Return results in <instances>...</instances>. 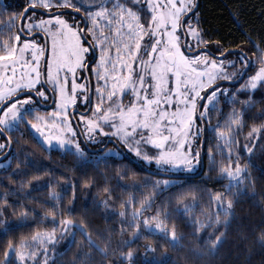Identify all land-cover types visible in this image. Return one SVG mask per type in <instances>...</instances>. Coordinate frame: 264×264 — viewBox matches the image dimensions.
<instances>
[{
	"label": "snow or ice",
	"instance_id": "obj_1",
	"mask_svg": "<svg viewBox=\"0 0 264 264\" xmlns=\"http://www.w3.org/2000/svg\"><path fill=\"white\" fill-rule=\"evenodd\" d=\"M195 7V0H29V8L24 13H13L9 17L8 38L0 42V133L18 130L17 125L26 123L39 134L40 139L34 137L37 144L50 147L56 141L60 148L74 146L73 154L83 156L84 149L76 139L79 133L70 119L75 113L70 114L68 108L75 106L81 97L83 104L89 106L95 95L97 99L91 115L82 113L79 117L88 141L94 140V134L112 135L137 157L148 163L155 162L164 172L170 173L180 167L192 170L200 163L201 156L200 149L193 146L194 138H199L202 131L199 127L195 133L191 131L195 120L210 116L221 93L231 95L233 105L238 97L249 93L240 103L252 107L255 91L264 88V41L249 40L255 48L256 59L253 61L241 53L239 69L235 61H226L223 54L211 58L200 48L206 43L200 30L187 19ZM29 11L31 16L27 15ZM81 12L83 16H79ZM17 17L19 25L15 23ZM229 67L234 70L229 72ZM252 68L254 72L236 92L218 83L243 79ZM34 96L45 101L53 99L56 108L46 116L40 115ZM243 111V108L234 107L223 128L214 126L217 140L224 141L223 146L217 143L222 157L224 147L228 148V155L224 157L228 162L222 160L219 167L220 178L227 179L228 183L223 192L210 194V200L216 205L215 213L207 215L204 222L198 218L194 221L197 231L206 227L214 230L207 238L209 254H214L224 242L234 214V200L228 193L238 196L244 180V167L238 160L233 161L231 155L232 145L237 143L232 125L242 126ZM261 129L264 125L253 126L249 136ZM11 140L9 136L7 141L0 142V150L8 147ZM209 157L215 163L211 148ZM172 183L157 180L155 185ZM49 186L52 189L50 197L59 205L61 193ZM104 192L109 194L103 201L107 205L111 189L105 188ZM187 195L192 196V201L183 203V212L192 213L196 208L195 193L181 194L178 201L183 202ZM3 203L6 205L7 199ZM139 203L137 208L135 198L130 195L120 205L124 209L119 213L121 217L128 215L129 204L133 207L129 225L132 236L140 234L143 224L147 230L168 233L175 246L178 237L175 225L170 230L167 227V209H157L155 215L147 217L144 212L151 208V198L145 197ZM56 205L46 213V217H52L51 230L35 232L30 242L26 239L19 244L9 242L5 257L15 251L27 264L28 257L35 262L42 251L43 264H48V245L55 243L58 227L62 232L78 227L89 249L107 255V243L101 248L92 234L85 232L86 225L74 224L72 208L67 210V216L61 211L63 218L57 224ZM29 215L26 208L20 214L21 218ZM2 223L7 231V222ZM258 239L264 242V233ZM31 246H35V250L26 251ZM85 255L90 256V253ZM126 255L131 259L133 251L130 249Z\"/></svg>",
	"mask_w": 264,
	"mask_h": 264
},
{
	"label": "trees",
	"instance_id": "obj_2",
	"mask_svg": "<svg viewBox=\"0 0 264 264\" xmlns=\"http://www.w3.org/2000/svg\"><path fill=\"white\" fill-rule=\"evenodd\" d=\"M195 5L187 19L200 30L206 42L200 45L201 49L212 55L235 58L236 69L242 65L241 53L255 61V48L249 40L264 41V0H195ZM27 6L24 0L15 4L0 0V42L8 38L9 17L13 13H24ZM15 23L19 25V17ZM254 70L249 69L243 79L230 81V91L236 92ZM248 94L238 97L234 105L230 102L231 95L222 94L211 108L210 116L198 119L202 129L197 140L203 163L200 173L201 161L192 174L157 173L127 155L89 159L74 155L72 150L46 144L41 146L34 140L36 136L26 123L20 124L18 130L5 131V140L9 136L12 140L9 149L4 148L2 157L9 158V164L0 169V262L24 264L15 251L5 257L8 243L19 244L22 239L30 242L35 232L51 230L52 217H46V213L56 205L50 197L52 189L49 185H52L62 197L61 203L55 207L57 224L63 218L61 211L67 216V210L72 208L74 224L86 225L85 232H90L101 248L105 243L108 247L107 255L89 249L85 236L78 227H73L69 237L56 234L55 243L48 245V264H81L82 261L87 264H264V242L258 239L264 233V129L249 136L253 126L264 125V88L255 91L252 107L240 103ZM234 107L244 110L242 126L232 125L237 143L232 145L231 153L232 160H238L245 169L244 180L238 196L228 193V197L234 200V214L224 242L214 254H209L207 238L214 230L206 227L197 231L198 225L194 221L198 218L204 222L207 215L215 213L216 205L210 200V194L223 192L228 183L219 175L221 161L228 162L224 159L228 148L224 147L222 157L217 143L223 146L224 141L217 140L214 126L223 128ZM37 109L39 113L44 112L42 108ZM209 148L215 155V163L209 157ZM157 180L173 183L155 185ZM105 188L111 189L107 205L103 203L109 195L104 192ZM184 193L196 195V208L192 213L183 212V203H190L191 195H187L183 202L178 201ZM130 195L135 198L137 208L145 197L151 198L152 206L144 216L151 217L157 209H167V227L170 230L175 225L178 237L175 246L168 233L147 230L143 224L140 234L132 236L133 230L129 226L132 205L127 206L128 215H119L124 210L121 202ZM5 199L8 201L6 205L3 203ZM25 208L30 215L21 218ZM5 221L7 231L2 223ZM220 230H224L222 225ZM130 249L133 251L131 259L126 255ZM28 250L34 251L35 247ZM88 253L90 256L85 255ZM150 255L154 258H149ZM44 259L41 251L35 262L28 257L27 264H43Z\"/></svg>",
	"mask_w": 264,
	"mask_h": 264
},
{
	"label": "rangeland",
	"instance_id": "obj_3",
	"mask_svg": "<svg viewBox=\"0 0 264 264\" xmlns=\"http://www.w3.org/2000/svg\"><path fill=\"white\" fill-rule=\"evenodd\" d=\"M1 1L4 2L5 4H15V3L21 2L22 0H1ZM24 1H25V4H28V6L25 9L29 8V0H24ZM31 15H32V13H30L28 16H31ZM25 22H27V21H25ZM40 35H41V42L43 43V39H42L43 34L41 33ZM189 39H191V37H189ZM193 43H195V41H193ZM209 55H210L211 58H217L216 56H214L212 54H209ZM224 59L226 61L227 60H233L234 61L235 58H224ZM228 71L229 72L233 71V68L229 67ZM246 80H247V78L245 79V81ZM245 81L243 83H245ZM229 82L230 81H218V83L221 85L222 88H227V89L230 90L231 86H230ZM51 94L52 93L49 90V96H51ZM222 94H226V93H221L220 95H222ZM34 99L38 102L37 105H40L39 99L42 100V98L39 97V99H38V97L34 96ZM48 100H46V101L42 100V101L43 102L44 101L47 102ZM125 102H127V101H125ZM206 102L207 101L205 100L204 103H206ZM80 103L83 104V97L78 99L77 104L75 106L70 105L69 108H68V112L71 113V111L75 110V108ZM95 103H96V100L93 102L92 107H94ZM55 108H56V104L54 103L52 109L48 110L47 112H42V113H39V114L42 115V116H46L47 114L51 113L52 110L55 109ZM201 111H203V109ZM82 113H87V115L90 116L91 115V110H89V107L87 106L85 109H83L81 112H79L74 119H71V116H70V119H71V122L73 124V127L76 129V132L79 133V135L76 137V139L79 140V142L81 144V147L84 149V155H83L84 157H88L89 159H100V158L107 157V156H123V155H127V156L133 158L134 160H136L137 162H139L140 164H142L143 166H146L147 168H149V169H151V170H153L155 172H159V173L160 172H164L163 170H161L155 164V162L148 163L147 161H144L142 157H137L134 152L130 151L125 145H123L120 141L117 140L116 137H114L112 135L104 136V135H95L94 134V140L93 141H88L86 136L82 132L83 122H81L79 120V117H80V115ZM33 115H35V113H33ZM26 120H27V117H26ZM19 126H20V124L17 125V128H19ZM197 127L200 128V123H199L198 119L195 120V123H194L191 131L193 133H195L197 131ZM105 131L111 132V129H105ZM4 133L5 132L0 133V142H5L4 138H2V135H4ZM69 135H71V134H69ZM197 140H198V138H194V145L193 146L195 148H198ZM109 141H111L112 144L109 145V146H106V144ZM50 147L59 148V149H62V150L75 151L74 146H67L66 148H60L58 146V142H56V141H53V144ZM1 151L2 150H0V153H1ZM3 155L4 154L0 155V164L4 165V167H6L9 164V158L8 159H3L2 158ZM198 166H199V164H197L192 170H187V169H185L183 167H180V168L173 169L170 173H172V174H192L193 172L196 171ZM4 167H0V169H2ZM153 231L161 232L159 230H153ZM56 234L62 235L63 238L66 237V235L69 237L70 234H71V228L67 232H62L61 229L58 227V231H57ZM149 258L153 259L154 256L150 255Z\"/></svg>",
	"mask_w": 264,
	"mask_h": 264
},
{
	"label": "flooded vegetation",
	"instance_id": "obj_4",
	"mask_svg": "<svg viewBox=\"0 0 264 264\" xmlns=\"http://www.w3.org/2000/svg\"><path fill=\"white\" fill-rule=\"evenodd\" d=\"M69 12H72L73 14H75L74 13V10L73 9H69L68 10ZM190 14V13H189ZM79 16H83V12H81L80 14H79ZM41 36V35H40ZM98 50H97V56H98ZM94 84H95V80H94V78H93V86H94ZM53 95L51 94V96L50 97H52ZM38 99H39V97H38ZM97 98H96V96L95 95H93L92 96V101H91V105H89L88 107H89V110H91V108H92V105H93V102L96 100ZM124 100L125 101H127L128 100V97L127 96H125L124 97ZM39 103H40V105H37V108H42V110L44 111V112H47L48 110H50V109H52L53 108V105H54V102H53V100L50 98L47 102H43L42 100H40L39 99ZM87 106L86 105H84V104H78V106L75 108V110H73V111H71V113H75V115H70L71 116V119H74L75 117H76V115L79 113V112H81L83 109H85ZM83 108V109H82ZM70 113V114H71ZM5 133H4V135H2V138H4V140H5ZM6 141V140H5ZM109 144H112V142L111 141H109L107 144H106V146H108ZM3 151H4V149L1 151V153H0V155L1 154H3Z\"/></svg>",
	"mask_w": 264,
	"mask_h": 264
},
{
	"label": "water",
	"instance_id": "obj_5",
	"mask_svg": "<svg viewBox=\"0 0 264 264\" xmlns=\"http://www.w3.org/2000/svg\"><path fill=\"white\" fill-rule=\"evenodd\" d=\"M213 55H215L216 57H219L221 54H213ZM223 56H224V54H223ZM53 100V99H52ZM32 131H33V133L35 134V136L38 138V139H40V137H39V134L34 130V129H32ZM43 143V142H42ZM9 147H10V145L8 146V149H9ZM7 149V150H8ZM202 169H203V163H202V161H201V167H200V170H199V173L202 171ZM157 173H159V172H157Z\"/></svg>",
	"mask_w": 264,
	"mask_h": 264
}]
</instances>
